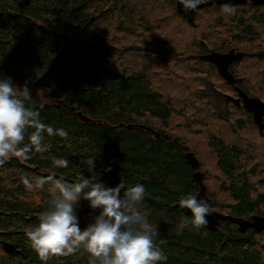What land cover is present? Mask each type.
I'll return each instance as SVG.
<instances>
[{
	"label": "trees",
	"instance_id": "1",
	"mask_svg": "<svg viewBox=\"0 0 264 264\" xmlns=\"http://www.w3.org/2000/svg\"><path fill=\"white\" fill-rule=\"evenodd\" d=\"M223 5L200 9L192 27L177 15L175 0H0V74L11 77L19 88H29L26 105L39 110L44 123L69 133L67 139L46 137L44 153L28 160L9 156L0 166V264H41L26 233L47 209L52 186L27 191L22 176L76 182L81 174L91 175L87 161L95 155V172L102 173L107 187L144 185L140 207L158 229L154 242L168 257L165 264H264V232L239 234L229 222H221L216 231L178 227L190 215L176 203L195 194L198 186L183 157L184 142L166 130L169 120L180 114L173 96L165 94L174 84L172 76L163 74L171 65L167 58L180 65V75L192 64H204L231 88L200 56L209 51L241 52L229 68L235 85L264 102V5L246 2L232 16L222 12ZM169 16L182 26L166 29L184 41L180 47L171 46V37L165 39L154 26L163 29ZM59 30L77 32L81 38L69 39ZM183 30L191 35H181ZM141 32L146 33V44L137 55L132 42L143 37ZM188 51L196 59L187 57ZM140 59L155 65L156 81L149 69L134 67ZM194 98L202 115L214 113L209 100ZM240 111L256 129L250 114ZM78 113L88 121H81ZM147 119H153V125ZM235 124L228 134L220 128L217 133L208 131L204 159L196 157L206 195L212 211L245 219L264 217V152L229 144V135L247 127L245 120ZM54 158H65L69 164L54 166ZM109 166L111 171L105 172ZM97 214L82 199L77 207L81 229ZM4 244L14 252L6 251ZM47 264H89V254L81 248L69 256L52 257Z\"/></svg>",
	"mask_w": 264,
	"mask_h": 264
},
{
	"label": "clouds",
	"instance_id": "2",
	"mask_svg": "<svg viewBox=\"0 0 264 264\" xmlns=\"http://www.w3.org/2000/svg\"><path fill=\"white\" fill-rule=\"evenodd\" d=\"M207 0H179L187 11H197ZM222 12L235 15V4L226 3ZM31 98L29 88L17 87L11 77L0 74V166L9 156L28 160L34 153L48 150L46 137L63 139L69 133L63 127L44 123L40 111L26 105ZM29 129L31 132L29 133ZM95 156L87 161L89 176L81 174L76 182L54 176L21 178L27 191L35 192L51 184L48 207L39 215L38 223L26 236L41 264L52 257L69 256L83 248L89 254V264H165L168 257L154 242L157 227L141 210L145 187L137 183L125 188L123 183L107 187L95 172ZM69 161L54 158V166L66 168ZM111 171V167L104 169ZM98 214L83 230L77 207L81 200ZM182 209L190 212L178 225L180 230L191 225L199 230L208 224L211 205L205 198L188 193L179 200Z\"/></svg>",
	"mask_w": 264,
	"mask_h": 264
},
{
	"label": "rangeland",
	"instance_id": "3",
	"mask_svg": "<svg viewBox=\"0 0 264 264\" xmlns=\"http://www.w3.org/2000/svg\"><path fill=\"white\" fill-rule=\"evenodd\" d=\"M169 17L172 19L168 21H164L162 23V25L166 24L163 29H159L158 25L154 24V26L156 27L157 30H159L162 33L160 34L161 36L164 37L166 36L165 39L171 37L170 40L171 46L176 47V45L178 44L180 47L184 41H181V39L178 38L179 37L178 35L173 37V35H171L170 32L166 29H170L173 31L175 29L174 27L177 26V28H180L182 26L180 25L178 19L173 18V16H169ZM164 29L166 31L162 32ZM59 31L69 39L81 38L77 32L63 31V30H59ZM141 34L143 35V37H135L132 42L133 47H137V49L134 50V52L137 55L143 54V50L145 48L144 43L146 44L145 42L146 33L141 32ZM180 34L191 35V32L189 30H185V31L183 30L182 33ZM193 35H195V33ZM251 50L253 49L249 48V51ZM187 57L191 59H196V55L190 51L187 52ZM183 58L184 56L182 57V59ZM167 60L171 63V65L166 66L167 70L166 72H163V74H165L167 78H169V76H172L173 77L172 80L174 81V84L172 85V88L170 86L165 90V94L173 96L172 99H173L174 107L180 110V114L175 115L171 120H169L168 126L166 127L167 132L180 138V140L189 147L190 151H192L198 159L199 158L204 159L203 153L206 147V138H207L206 135L208 131L217 133L219 132V128H220V130L224 134H228L230 132H233V125H236L235 124L236 120H245L246 121L245 127L246 126L247 127L245 129L242 128L237 135L235 134L229 135L227 141L229 142V144H234L242 148L246 147L248 149L249 146L250 148L255 149V147H257V150L260 151L261 149L264 152V134L263 136H260L261 139H258L256 136V132L258 133L257 128L255 127L256 129H254L253 127H251L249 125V122L246 120V117H244L243 113L238 111L237 108L235 109L233 106L229 105L228 115L226 118L227 122L224 123L222 122V120L218 122L219 118L220 119L224 118L225 113L222 114V111L224 110V105L222 101L214 102L213 98L216 97L211 92H209L210 84L213 89L216 88L221 92L229 93L232 95V93L229 92L230 88L220 83L216 75L213 72L208 71L206 69L207 67H205L204 64L197 65L196 63V64H192L193 66H190V71L191 70L197 71V73L195 74L187 69L185 75L183 73L182 75H180L181 67H179L180 65L175 61V59L167 58ZM134 67L136 69H141V68L149 69L153 81L157 80V76H155L156 67L154 64L150 63L147 59L138 60L137 62L134 63ZM189 84H191L190 92L186 88ZM205 91L207 93L206 96L204 95ZM196 96L199 98L204 97L206 102L209 100L214 106V107L211 106V109L214 111V113L211 115L208 114L202 115L200 113L199 107L196 105L197 102L195 101L194 98ZM220 109L222 110L220 111ZM183 112L184 114L181 116ZM147 120L151 125H153L154 123L153 119H147ZM210 185L212 188H215V186L211 184V182ZM256 187L259 189H263L262 188L263 186H256ZM213 211L224 214V212L221 211H217V210H213ZM260 240L264 241V237H261Z\"/></svg>",
	"mask_w": 264,
	"mask_h": 264
},
{
	"label": "water",
	"instance_id": "4",
	"mask_svg": "<svg viewBox=\"0 0 264 264\" xmlns=\"http://www.w3.org/2000/svg\"><path fill=\"white\" fill-rule=\"evenodd\" d=\"M246 2H250L253 6H260L264 5V0H207L206 3L199 5L197 11H187L185 10L182 5L179 3V0H175L176 6V13L177 15L187 24L191 25L192 27L195 26L194 18L196 13L203 8L212 5H222V4H235V6L243 5ZM201 45H205L203 42H200ZM204 60L212 63L220 77L229 85L233 86L235 83V78L231 74L229 68L230 65L234 62L238 61L242 57L241 52H236L235 50L231 49L226 52L220 53L215 51H209L206 54L201 56ZM237 91V97L233 98L231 96L225 95V104L228 102H232L236 106H242V108L249 112L252 115V119L254 124L258 129V133L260 136L264 134V102H262L257 97L248 96L243 90L240 88H235ZM78 118L83 121L87 122L88 119L78 113ZM119 128L122 127V124L118 126ZM159 135L156 134V137ZM186 164L190 167L193 171L191 174V179L195 185L198 186V191L195 193L198 198H205L209 204L210 199L206 195V187L203 183L204 174L199 171L198 166L199 162L198 159L195 157L192 151H186L183 155ZM179 202V200H178ZM176 203V207L179 208L184 214L190 215L189 210L182 209L179 203ZM81 222V220L79 221ZM221 222H229L236 226V231L239 234H245L248 230H252L254 233H262L264 232V217L259 215H252L249 219H245L242 217H235L231 215H226L223 213L211 211V215L208 217V224L205 226L207 229L211 231H216L220 226ZM3 248L8 251L9 253L14 252V247L9 244H4Z\"/></svg>",
	"mask_w": 264,
	"mask_h": 264
},
{
	"label": "flooded vegetation",
	"instance_id": "5",
	"mask_svg": "<svg viewBox=\"0 0 264 264\" xmlns=\"http://www.w3.org/2000/svg\"><path fill=\"white\" fill-rule=\"evenodd\" d=\"M206 54V53H205ZM202 56V55H201ZM200 56V57H201ZM202 58V57H201ZM203 59V58H202ZM215 67V66H214ZM210 84V83H209ZM229 85V84H228ZM190 86H191V84H189V88H188V90H189V92H190ZM231 88H230V93H232V95L231 94H229V93H225V92H221V91H219L218 89H216V88H212V86H211V84H210V89H209V92H211L216 98H217V100H215V102H220V101H222L223 102V105H224V110L222 111V114H224L225 113V115H224V120L225 121H227L226 120V118H227V115H228V106L229 105H231V106H234V107H236L237 109H238V111H240V109L242 108V106L240 105L239 107L238 106H236V105H234L232 102H228L227 104H225V95H228V96H231V97H233V98H236L237 97V91L235 90V88H239L238 86H236L235 85V83H234V85L233 86H231V85H229ZM203 88H205V87H203ZM201 92H202V89H201ZM204 95L206 96L207 95V93H206V91L204 92ZM217 95H219V97L220 98H218L217 97ZM223 109V108H222ZM222 109H220V111L222 110ZM219 111V112H220ZM241 112V111H240ZM241 113H243V112H241ZM250 114V113H249ZM243 115H244V113H243ZM250 116H251V119H252V115L250 114ZM253 120V119H252ZM255 125V124H254ZM256 126V125H255ZM257 128V127H256ZM258 130V129H257ZM183 143V142H182ZM183 146L185 147V152L186 151H190L185 145H184V143H183ZM184 152V153H185Z\"/></svg>",
	"mask_w": 264,
	"mask_h": 264
},
{
	"label": "bare ground",
	"instance_id": "6",
	"mask_svg": "<svg viewBox=\"0 0 264 264\" xmlns=\"http://www.w3.org/2000/svg\"><path fill=\"white\" fill-rule=\"evenodd\" d=\"M247 112V111H246ZM249 113V112H248Z\"/></svg>",
	"mask_w": 264,
	"mask_h": 264
}]
</instances>
